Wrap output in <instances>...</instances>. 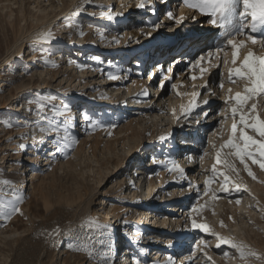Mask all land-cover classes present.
I'll return each mask as SVG.
<instances>
[{
	"label": "rangeland",
	"instance_id": "374dc122",
	"mask_svg": "<svg viewBox=\"0 0 264 264\" xmlns=\"http://www.w3.org/2000/svg\"><path fill=\"white\" fill-rule=\"evenodd\" d=\"M110 4L111 8L113 7L116 9V2L114 0H112ZM151 4V8L149 9H145L147 6L144 8L138 7V9H132L133 11L129 16V20L125 23L129 31L132 29V32H139L137 29L138 25L146 30L150 26L158 27L159 22L163 19H160L161 15H159L155 17V20L157 21L158 19V21L153 23L154 17H152V13L150 14L148 12H152V7L155 6L156 3L153 0ZM51 5L54 6L57 12L60 13L62 11V17L54 21L53 29L47 28L45 31H51L54 37L60 35V29L65 23L76 26L80 25L82 27L85 21H90L93 22L96 27L98 26L97 28H100V30L104 28V30H108L109 28L106 27L103 22L96 19L101 16L102 19H108L110 15V5L102 3L101 1L96 3V0H91V2H88V0H0V108L6 107V109H0V114L8 111L7 99H9L8 97L10 96L17 98H15V100H17L15 105L26 100L27 106L30 107L29 109L26 108L17 112V117L23 120L20 125L13 123L11 124V128L8 126L4 128L3 125L0 124V201L9 209L13 205H18L20 212L23 213L18 219H16L17 215L21 214L17 213L13 215L10 219L11 226L2 233L0 230V264H122L126 256H123L124 252L120 253L122 250L116 248L115 239L113 238L114 232L116 231L117 235H120L121 228L118 227V224H115V226H111V229L104 221L108 218H105L102 210H100V199L102 196L99 195V192L107 185V176L110 175V172L114 169L122 171L123 167H128L127 170L129 173L134 171L136 159H134L135 161L132 164H119L118 158L122 157L125 159L127 156V152L125 151L127 147L137 148L139 147L138 143L150 142L151 140L149 137L152 132H142V139H139L137 137V132L136 134L135 132H131V129L132 131L136 129L138 131V127L136 125L132 126L131 124L130 128H124L131 132L128 135L131 138H127L128 144H125L122 139L124 136L121 137L118 133H115L118 128L127 126L125 123H128L125 121V118H122L123 114L120 109L122 110L123 108L120 106H112V109L108 107L107 110H109V112L101 110L102 113L98 114L97 111H95L97 106H95L94 103H89L87 109L89 113L85 115L83 113L85 109L80 108L81 113L77 114V120H75L74 114L70 112V109L63 107L59 99H54L52 90H50L49 94H46V90H43V92L41 91L42 93H38L33 89L18 92L17 87L20 84V75L32 72L31 62H27L25 59L29 52L34 51L38 62L47 66L48 69L50 68V70L57 72L60 70L59 62H57L53 56L61 48L56 47V45L46 46L42 43L43 41H38L36 43L35 37V40L34 38L31 39L33 37L32 32H36L43 22L46 23L51 19V17H49L51 12L46 16H44L42 12V9L45 7L50 9ZM77 9H81L79 14L73 15V12ZM144 12L147 13L144 14ZM189 12L190 14L179 24L176 22L171 23V25L174 26L175 24V26H177L175 32L180 33L179 37H184L188 33L192 35L195 34L198 30L196 27H199L200 30L206 32L203 33L201 37L209 39V44L194 56L193 53L188 55L186 52L190 50V41L183 42V44L180 45H183V53L179 55L176 53L172 58L176 61L178 56L186 61L180 63L176 62L172 67L173 73L171 76L176 80L177 76L182 74V78L185 80L192 74V76L198 78L197 83L200 81L201 77H206L205 80L209 85L217 86L221 82V79L223 80L224 75L226 76L230 70L229 69L228 72L224 71V58L216 60L214 57L215 59L212 58L211 62L208 60L201 61L200 64L195 67L190 65V61L194 62L200 55H204L209 50L214 49L216 47V41L221 40L224 42L225 37L221 35L222 29H215L216 27L208 22L210 17L202 15L193 9ZM87 17L90 19L87 20ZM52 25L53 24H51V26ZM117 25L119 27L123 26L120 22L117 23ZM165 25L166 24H163V28ZM123 27H126V25ZM84 29L85 28H83V30ZM166 30L165 28L159 31L164 33ZM29 34H31V38L29 37L31 41L25 46L23 44L25 43L24 39H27ZM141 35L142 32H140V36ZM219 37L221 39H219ZM115 38L116 37H111L110 39ZM184 38L186 39V37ZM67 42L70 44V40H67ZM96 45L97 43L94 44V46ZM199 46L201 47V45ZM174 47H176V44L168 46L166 50L169 52V50H173ZM256 48L255 46L252 51L256 50ZM137 56L138 54L135 51L131 55L129 61L132 63L136 62L137 64L140 63V60L136 59ZM152 56L154 57L151 60L152 62L147 60L146 66H150L159 60V54L157 52L150 54V57ZM103 57L106 58L108 56L105 55ZM111 58L113 61L117 60L115 56ZM132 63L128 65L132 67ZM168 64L169 63H167V65ZM53 65L56 66L54 67ZM146 66L145 69L142 67V64L134 68L137 71H143V80H146L148 76L146 75L148 72ZM232 67L233 66L230 65V68ZM201 68L205 69L203 73H201ZM167 73V66H165L163 74L166 75ZM185 74L187 76L184 79ZM135 79L139 80V82L142 80L138 75L135 76ZM161 79L162 77L155 78L154 81H157L153 85L158 86ZM174 80L171 82L172 84ZM228 83L227 85L229 87H226L232 89L233 96H235L237 91L243 92V83L238 85L239 88L235 87L236 90L233 89L234 84ZM172 84L167 86L165 96L170 95V93L176 89L172 88ZM188 84H191L190 80ZM225 85L226 84H224V86ZM236 85L237 84H235V86ZM227 88L225 92L228 90ZM177 90L175 91L176 94ZM179 90L178 92H181L183 89ZM159 92H161V90ZM186 92L187 90L185 89L181 94L183 95ZM205 92L206 90L203 91V94ZM227 94L226 92L225 95L227 96ZM192 96L193 95H189L188 99L190 101L193 99ZM220 102L215 106L211 114H215L217 119L214 120H216V122L208 128L205 126L203 130L206 132L205 134L208 135V141H210L209 146L211 147V141L212 145H216L215 148L211 147L210 150L213 151L209 157L207 156L208 164L205 160L204 172L207 176L204 179V189L202 191L203 187L199 188L200 186H194L196 187L194 188L192 186L189 192L185 191L184 193L175 194L173 196V200L189 198L188 205H190L191 209L197 207L200 211L199 213H191L184 231H179L178 233L174 232L172 234L178 239H185L187 238L186 236H190V234L193 236L196 235L193 239V242L195 241L194 243H196L197 240H203L205 242L207 247H205V244H200L198 249L199 256L204 257L203 262L199 264H211V261L204 255L205 252L212 258V261H215V264H264V212L257 210L258 208L264 209V170H261L258 164H253L251 160H248L247 163L256 176L255 180L252 179V177L247 174V171H245L244 166L239 163L238 158L234 155H228V153L234 151L228 148H225L221 153V160L227 159L230 163L234 164L239 171V176L237 177L231 172L223 162L220 164L216 163V152L219 150L220 145L225 143L231 135L232 124L229 106L224 102L222 103V101ZM40 103L45 105L42 112H40L38 108V104ZM252 103L257 104L260 115L264 118V98L261 100L260 97H257L254 100H250L248 106L250 107ZM203 105L201 106L202 108L208 104ZM33 109L37 110L38 116L32 114L31 111H33ZM53 110L62 114L55 115ZM222 111L223 115H220ZM192 114L190 115L193 116L194 114ZM84 116H86V119L89 121L95 120L93 121V131L95 134L83 143H80V135L76 130V126L77 123L82 121ZM227 118L230 119L229 122ZM73 120L76 121V123ZM222 121L223 123H221ZM199 122L201 123V121ZM151 125L154 126L153 123ZM241 127L242 125L238 124L237 140L242 143V141H239V129ZM41 129L44 131H41ZM157 129L158 127L156 126L154 136L156 139H161V136L164 137V133L157 132ZM51 130L59 131L60 133L66 132L69 137L66 141L63 140L62 136L59 137L66 147L64 146L61 152L59 151L57 155H55V157H57L56 161L51 162L48 166H42L44 157L51 151L53 152L55 148L54 138H49V136H51ZM149 131H151V128ZM246 131L249 135L257 139L260 138L256 133L252 132L251 129H247ZM167 134L168 136L166 137ZM167 134H165L166 139L162 140L159 144H155V147L159 148V151L153 148L156 157L159 156V165L157 167H161L160 170L165 166L164 163L160 161L166 154L164 152V150L166 151V147L162 149V142L167 145L170 141L173 142L174 140V142L177 143L180 138L176 135L172 140V138H169L170 133H168V131ZM112 137L115 139V142ZM138 139L139 141H137ZM117 140L121 142H117ZM129 140L131 142H129ZM21 145H23V147H21ZM56 150L55 152L58 151ZM121 154L123 155L121 156ZM65 156L66 159L64 158ZM29 157L36 161L38 160L36 163L41 164L39 166L31 164L28 161ZM145 158H147V155ZM65 162L69 164L66 163L61 167L60 164ZM54 163H56V165ZM214 165L216 167L215 175L212 172ZM25 167L33 169L35 175L37 174L39 176L41 174L40 177L42 176L35 180V184L39 188V191L36 193L30 190V182L26 178L28 175L23 173ZM11 169L12 171H10ZM221 172L228 175L233 182L228 185L229 192L227 193L222 191L224 180L223 177L219 175ZM136 179L137 174H134L133 180L136 181ZM5 180L10 181V184L5 185L3 183ZM24 180H26V182ZM209 180L212 182L206 185V181ZM102 181H104V186L103 183H101ZM183 182L185 181L182 180L177 173L172 179L167 178V188L165 190L168 191L171 188H178ZM38 183L39 185H37ZM235 184L240 185L241 191H236ZM109 185L110 183H108V186ZM123 185H125V188ZM123 185H117V187H115L116 192L122 191V188L125 190L129 187L128 183ZM184 187H187V185ZM159 189L158 187L154 195L160 192ZM244 189H247V191H243ZM205 192H207V195H205ZM13 193L18 194L20 199H17V195H13ZM190 194H192L191 197H188ZM114 195H116V193H114ZM140 198L143 200L142 194ZM127 199L128 198H123L122 201L126 202ZM237 199H241L240 204L235 203ZM123 205L122 203H116L118 208H122L121 212H123L125 208ZM122 215H124V213ZM8 220L9 219H6V222ZM89 220L103 227L97 228L95 224L89 226ZM193 220L198 224H207L210 231L204 232L199 228H194L192 225ZM221 221H223L225 227H221ZM6 222L3 225H5ZM128 223H131L130 219ZM57 229H59L58 235L56 234ZM213 232L236 243L246 245L248 249L259 254L261 259L249 258L247 260H241L236 250L231 248L228 244H221L218 248L216 245L219 241L216 239V236L212 235ZM136 234L138 233H135L133 238H136ZM174 237L171 236L170 239L174 241L177 240ZM167 245L168 246L165 248L172 246L173 243ZM227 252L229 255L225 256ZM176 256L177 254L173 255V257ZM150 263L162 264L160 261H151Z\"/></svg>",
	"mask_w": 264,
	"mask_h": 264
},
{
	"label": "bare ground",
	"instance_id": "6f19581e",
	"mask_svg": "<svg viewBox=\"0 0 264 264\" xmlns=\"http://www.w3.org/2000/svg\"><path fill=\"white\" fill-rule=\"evenodd\" d=\"M99 1L110 5L109 14L113 16V19H102V16L96 18L98 21L103 22L106 27H109L108 30H104L105 28L100 30V28H97L98 26L96 27V25L90 21H85L82 26L85 28L84 30L80 25L76 26L68 23L63 24V26L61 25L62 27L58 37H54L50 42H42L46 46L56 45V47L61 48L53 56L57 62H59V72L50 70V68L48 69L44 64H40L34 51H31L27 54L25 59L27 62H31L32 72L20 75V84L17 87V90L18 92H24L29 89H33L38 93L46 90V94H49L50 90H52L54 99H59L63 104V107L69 108L70 112L74 114L75 120H77V114L81 113L80 108L85 109L83 111L85 115L89 113L87 110L89 103H94V105L97 106V108H94H96L95 111H97L98 114L102 113L101 110L109 112V110H107L108 107H111L112 109V106H120L123 108L122 110L120 109L123 114L122 118H125V121L128 123H125L127 126H121L118 128L115 133H118L121 137L124 136L125 139L123 137L122 139L125 144H128L127 138H131L128 136L131 132H135V134L137 132V137L139 139H142V132H152L149 137L151 140H149L150 142H143L141 144L138 143L139 147L137 148L127 147L125 150L127 152L125 159L122 157L118 158L119 164H132L135 161L134 159H136L134 171L129 173L127 170L128 167H123L122 171L114 169L110 172V175L107 176V185L99 192V195L102 196L100 199V210H102L104 217L108 218L104 221L110 228L111 226L113 227V225L115 226V224H118V227L121 228L120 235H117L116 231L114 232L113 238L115 239L116 248L118 250H122L120 253L124 252L123 256H126V259H124L122 264H125L129 258L131 264H136L137 260L140 261V264H151V261H160L162 264H166L169 257L172 258L174 264H199L203 262L204 257L199 256L198 253L199 248H197V244L200 240H197L196 243H194L195 241L193 242L196 235L193 236L190 234V236H186L187 238L185 239H178L172 234L186 229L187 220L192 213L191 207L188 205L189 198L173 200V196L175 194L184 193L185 191L189 192L192 186H200L199 188L203 187L202 191L204 189V179L207 176L204 172V165L207 163V156L209 157L213 150H210L212 146H209L210 141H208V135L205 134L206 132L203 130L205 126L208 128L216 122V120H214L217 119L215 114L211 115L214 111L213 109L220 101L223 103L227 98L225 95L227 91L225 92V89L227 88L226 86L229 85L228 73L226 76L224 75L223 78V83L226 84L224 89H221L218 85H209L205 80L206 77H201L200 81L197 83L198 78H196L195 81L190 79L192 74H190L188 79L185 74V80H183L182 74H179L176 80L172 78L171 75L173 73V65L176 62L180 63L182 61H186L182 60L181 57L178 56L176 61L172 58L176 53L178 55L183 53V45L180 46L183 42L190 41V50L186 52L188 55L193 53L194 56L209 44V39L201 37L203 36V33L206 32L200 30L199 27H196L198 30L195 34L192 35L191 33H188L184 36L186 39L183 36L179 37V32H175L177 26H175V24L174 26L171 25L172 22H175V19L170 20L167 13L171 11L174 17L177 16L176 18L180 16H184L186 18V16L190 14L189 11L192 10L184 6L182 0H154L156 4L152 7V12L148 13H152L151 15L154 17L153 23L158 21V19L157 21L155 20V17L159 15H161L160 19L163 20L159 22L158 27L150 26L147 30L142 29L141 26L138 25L137 29L139 32H132V29L129 31L127 29L128 26L125 23L129 20V16L133 11L132 9H138L137 4L140 3V0H114L116 2V9L113 7L111 8L110 3L112 0H96V3H99ZM144 2L145 6H147L145 9L151 8L153 0H144ZM50 9L47 7L42 9L44 16L51 12V14H49L51 19H49V21L46 20L48 21L46 23L42 21V25L36 30V32H32V38L31 34H29L27 39H24L25 43L23 44L25 46H27V44L31 41L30 38L33 39L35 37L36 43L40 41L38 40V36L41 33H44L47 28L53 29L54 21L62 17V11L60 13L57 12L53 5H51ZM145 13L147 12H144V14ZM88 19L90 18L87 17V20ZM119 22L123 26L126 25V27H119L117 25ZM51 24L53 25L51 26ZM163 24H166L164 28ZM165 28L167 30L164 33L159 31ZM215 29H217V27ZM246 31H250V29H246ZM81 32H83V36L81 35ZM140 32H142L141 36ZM101 33L103 35H101ZM221 35L222 37H225L223 30ZM251 35L255 37L264 35V28L258 26L257 32L251 33ZM109 37L116 38L110 39ZM219 39L221 38L219 37ZM238 39H244V37H238ZM67 40H70V44ZM116 40H119V43H115ZM96 43L97 45L94 46ZM223 43L224 42L221 40L216 41L215 46ZM246 43L248 48L251 50L254 49L255 46L257 47L256 50H253V52L257 55L264 54V50H261L259 44L253 45L250 41H247ZM173 44H176V47L168 52L166 48ZM199 45H201V47ZM135 51L138 54L136 59L140 60V63L138 64L136 62L132 63L129 61L131 55ZM154 52L159 54V60L150 66H146L147 60L152 62L151 60L154 57H150V54H154ZM245 54L246 50L242 51L241 58L238 60V66L242 64L243 55ZM105 55L108 57H103ZM112 56L117 57V60L113 61L111 58ZM220 58H224L223 52L219 54V57L216 58V60H219ZM227 59L229 64L227 66L223 65V69L226 72H228L231 65L230 61L232 57L230 51L228 52ZM190 62V65L192 66L195 61ZM131 63L133 65L132 67L128 65ZM167 63L169 64L167 65ZM141 64L144 69L146 66V69L148 70L146 80H143L142 70L137 71L134 69L137 65ZM165 66H167L168 71L166 75L163 74ZM110 74L119 76L120 78L111 79ZM137 75L142 79L140 82L135 79V76ZM157 77H162V79L160 80L159 85L155 86L153 84L157 81H154ZM164 77H167V79ZM173 80L176 84V89L173 90V92L177 89L179 90V88L180 90L183 89V92L186 89L187 92L183 95L181 94L180 96H177L176 92H172L170 95L165 96L167 86L172 84L171 82ZM189 80L191 84H188ZM161 84H163V87L160 86ZM239 84L240 83H237L236 86L234 84L233 89H235V87L239 88ZM160 90L161 92H159ZM204 90H206V92L203 94ZM182 91L179 93H182ZM144 92H147V95H143ZM194 93H199V96L197 97L198 106L185 116V114L181 111V106L183 105L187 108L190 101L188 99L189 95H193ZM209 93H214V95ZM8 98V111L0 114V124H2L4 128L13 123L20 125L23 120L17 117V112L30 108L27 106L28 104L26 100H23L20 104L15 105L17 103V100H15L16 97L10 96ZM204 100L208 101V105L202 108L201 106L204 104ZM0 109H6V107H2ZM173 109L176 110L175 116L172 114ZM31 112L32 114L37 115L36 109H33ZM204 112H207L206 117L202 115ZM176 117H179V119ZM93 121H89L86 119V116H84L82 121L77 123L76 130L80 135H78L80 143H83L95 134L93 131ZM199 121H201V123ZM229 121L230 119L228 122ZM74 122L76 123V121ZM152 123L154 126L151 125ZM131 124L132 126L136 125L138 127V131L137 129L133 131L131 129V132H129V130L124 129L125 127L130 128ZM156 126L158 127V131H156L164 133V137L165 134H167V131L170 133L169 138H172V140L176 135L180 137L177 143H175L174 140L173 142L170 141L167 145L162 142V149L166 147V151L164 150L166 154L160 161L165 165L162 170H160L161 167H157L159 165V156L156 157V154L153 152V148H156L155 144H159L162 141L161 139H156L154 136ZM150 128L151 131H149ZM60 136L69 137L66 132L60 133L59 131L51 130V136H49V138H54L55 148L53 149V152L51 151L44 157L42 166H48L51 162L57 160L55 155H57L59 151L61 152L62 148L65 146L64 142L59 139ZM167 136L168 134L166 137ZM139 139L137 141H139ZM113 140L115 142L114 138ZM130 140L129 142H131ZM118 141L119 140H117V142ZM181 143L183 146H180ZM156 149L159 151V148ZM55 150L57 152H55ZM205 152H207V155H204ZM122 155L123 154H121V156ZM146 155L147 158H145ZM201 157H203V159H201ZM64 158L66 159V156ZM153 160L157 162L153 163ZM28 161L31 164H36L38 166L41 164L36 163L38 160L36 161L31 157L28 158ZM66 163L67 162L62 163L60 166L62 167V165H65ZM54 164L56 165V163ZM176 164L179 165V168L183 169V173H181L178 169H174L171 172L168 171V168L174 167ZM10 171H12V169ZM23 173L28 175L26 178L30 182V190L33 193L39 191L38 186L35 184V180L37 178H41V174L39 176L37 174L35 175L33 169H28L27 167H25ZM177 173L185 182H183L178 188H171L166 191L167 178L172 179ZM134 174H137L136 181L133 180ZM24 181L26 182V180ZM101 183H103V186L105 185L104 181ZM108 183H110L109 186ZM127 183L129 184L127 189L123 190L122 188V191L116 192L115 187H117V185L121 186ZM37 185H39V183ZM185 185H187V187H184ZM124 186L125 185H123V187ZM158 187L160 188V192L154 195V192L158 189ZM114 193H116V195H114ZM141 194L143 196V200L140 198ZM191 195L192 194L188 195V197H191ZM123 198L128 199L126 202H123ZM116 203L124 204L123 206H125V208L123 212H121L122 208H118L116 206ZM6 209L9 208L6 206ZM6 209L5 211H7ZM123 213L124 215H122ZM20 216L22 215H17L16 219L20 218ZM6 219V216L3 213H0L1 233L11 226V220L6 222ZM129 219L131 223H128ZM5 222L6 224L3 225ZM135 233L138 234H136V238H133ZM171 236L177 240L174 241L170 239ZM169 243H173V245L165 248ZM172 254H177V256L173 257ZM228 255L229 254L227 252V256Z\"/></svg>",
	"mask_w": 264,
	"mask_h": 264
},
{
	"label": "snow or ice",
	"instance_id": "6c2138e0",
	"mask_svg": "<svg viewBox=\"0 0 264 264\" xmlns=\"http://www.w3.org/2000/svg\"><path fill=\"white\" fill-rule=\"evenodd\" d=\"M91 2V0H88ZM184 6L198 11L200 14L210 17L208 21L213 26L220 28L225 33V40L223 44L217 45L214 49L209 50L204 55L200 56L194 63L193 67L200 64L201 61L208 60L211 62L212 58L219 57L221 52L224 53L223 64L227 66L229 61L227 59L228 52H231V65L228 73L229 82L232 84L243 83V92H237L235 96L232 95V89L229 88L227 90V99L224 101L226 105L229 106L231 112V135L223 143L220 145L219 150L216 152V163L220 164L221 162L231 170L237 177L239 176V171L235 167L234 164L230 163L227 159L221 160V153L225 148L234 150L233 152L228 153V155H234L238 158L239 163L244 166L247 174L252 177V179H256L255 174L252 172L249 167L247 161L251 160L253 164H258L261 170H264V118L261 117L260 112L258 110V106L256 103H252L251 106H248V102L250 100H254L257 97L264 98V55H257L250 48H248L247 41H250L251 44L256 45L259 44L261 50H264V35L259 37H255L251 35V33H256L258 30V26L264 28V0H182ZM137 7L144 8L145 2L144 0H140V3L137 4ZM81 9H77L73 12V15H78ZM168 18L175 19V22L179 24L184 16H180L178 18L173 16V13L169 11L167 13ZM108 19H113L112 15L108 16ZM246 29H250V31H246ZM83 36V32H81ZM101 35H103L101 33ZM238 37H244V39H238ZM54 38V34L51 31L41 33L38 36V40L43 42H50ZM115 43H119V40H116ZM246 50V54L243 55V62L238 66V60L241 58L242 51ZM47 62V61H46ZM54 67L56 65H53ZM219 66V65H217ZM205 71L204 68H201V73ZM111 79H119V76H114L110 74ZM167 79V77H164ZM190 79L195 81L196 76H191ZM163 87V84L160 85ZM195 86V85H194ZM218 87L224 89V83L221 79ZM172 88H176V84H172ZM214 95V93H209ZM143 95H147V92H144ZM181 93L177 92V96H180ZM199 93L193 94V99L189 102L187 108L183 105L181 106L182 113L187 116L194 108L198 106L197 97ZM204 104H208L207 100L203 101ZM39 111L42 112L45 108V105L40 103L38 104ZM67 110V109H66ZM55 115H61L62 113L53 110ZM39 114V113H38ZM173 116L176 115V110H172ZM223 115V111L220 113ZM205 117L207 116V112L202 113ZM238 117V121H237ZM179 119V117H176ZM198 122V121H197ZM223 123V121L221 122ZM238 124L242 125L239 129L240 137L239 141L237 140V131ZM9 128L12 127L11 124L8 125ZM247 129H251L252 132L256 133L260 138L249 135L246 131ZM41 131H44L41 129ZM165 137H161V140H164ZM63 140H68V136H64ZM78 143V141H77ZM213 148L216 145H211ZM23 147V145H21ZM59 150V143H58ZM207 155V152L204 153ZM203 159V157H201ZM157 161L153 160V163ZM174 169H178L181 173H183V169L179 168V165L176 164L174 167L168 168V171L171 172ZM212 172L216 174L215 165L212 168ZM220 176L223 177L224 185L222 187V191L227 193L229 192L228 185L233 183L228 175L221 172ZM212 181H206V185L211 183ZM5 185L10 184V181H3ZM235 189L237 192L241 191L240 185L235 184ZM243 191H247L244 189ZM13 195H17V199H20L18 194L13 193ZM207 195V192H205ZM236 204L241 203V199L235 200ZM6 205L0 201V213H3L7 219H11V217L17 213L23 215L20 212L18 205H13L10 209L5 211ZM258 211L264 212V209H257ZM200 209L197 207H193L191 212L199 213ZM231 219V217H230ZM95 222L89 220L88 225L92 226ZM192 225L194 228H199L204 232H209L210 228L207 224H198L195 220L192 221ZM97 228L103 227L99 224H95ZM221 227H225L223 221H221ZM56 234H59V229L56 230ZM212 235L216 236V239L219 241L217 243V247L219 248L221 244H228L231 248L235 249L239 254V258L241 260H247L249 258H255L257 260L261 259L259 254L248 249L246 245L242 243H236L232 240L226 239L224 237L219 236L216 233H212ZM200 244H205L203 240L199 241L197 244V248H199ZM205 247L207 245L205 244ZM211 264H215V261H212V258L208 256L207 252L204 253ZM227 256V253H225ZM136 264H140V261L137 260ZM167 264H174L172 258L169 257Z\"/></svg>",
	"mask_w": 264,
	"mask_h": 264
}]
</instances>
